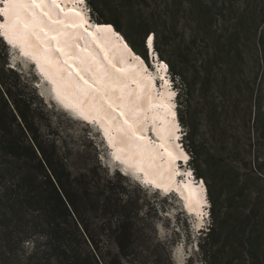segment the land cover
Here are the masks:
<instances>
[{
  "label": "rangeland",
  "instance_id": "rangeland-1",
  "mask_svg": "<svg viewBox=\"0 0 264 264\" xmlns=\"http://www.w3.org/2000/svg\"><path fill=\"white\" fill-rule=\"evenodd\" d=\"M145 1L143 6L137 5L138 14L144 19L155 14L171 38L164 50V61L171 62L195 83L187 114L188 98L182 91L181 78L172 69L178 88L184 148L189 156L188 166L180 169L204 180L208 193L206 214L210 216L207 223L219 227L214 215L215 203L222 208L233 193L234 169L236 172L240 167L250 166L251 160L259 155L260 163L264 162V0ZM168 1L172 7L166 20ZM120 2L113 0L98 10L87 0L92 20L119 23L120 32L142 55L145 32L132 22ZM5 62L7 68H14L15 74L6 71L2 73L4 78L23 83L24 91L35 103L43 136L55 142L61 155L67 158L73 178L87 173L111 181L131 201L137 233L122 264H177L181 258L184 264H209L204 256L211 236L196 233L195 228L201 229L196 225L198 219L187 215L179 197L163 193L162 196L121 174L122 163L114 160L98 129L57 105L50 85L32 62L19 50L4 47L0 42V68ZM188 115L197 127L194 136L185 123ZM194 146L198 147V155L192 152ZM93 221L99 223V219ZM104 243L113 253H118L114 241L105 239ZM27 247L28 252L31 247ZM98 261L102 264L99 258Z\"/></svg>",
  "mask_w": 264,
  "mask_h": 264
},
{
  "label": "trees",
  "instance_id": "trees-1",
  "mask_svg": "<svg viewBox=\"0 0 264 264\" xmlns=\"http://www.w3.org/2000/svg\"><path fill=\"white\" fill-rule=\"evenodd\" d=\"M90 1L99 10L113 0ZM142 2L146 4L121 0L120 7L145 32L143 57L148 58L145 38L154 34L156 51L164 60L170 35L155 14L149 19L138 14ZM171 7L168 1L166 20ZM106 24L122 30L116 21ZM0 42L8 48L2 38ZM7 65L0 68V264H99L98 258L102 264H122L137 233L131 201L111 181L87 173L73 178L67 158L43 136L35 103L23 83L4 78L6 71L15 74ZM169 65L182 80L188 114L195 83ZM185 123L194 136L197 127L189 115ZM192 152L198 155V147ZM260 159L255 156L250 166L234 169L233 193L222 204L224 211L215 203L219 227L210 226L206 235L212 240L204 256L209 264H264V162ZM105 239L116 243L117 254Z\"/></svg>",
  "mask_w": 264,
  "mask_h": 264
},
{
  "label": "snow or ice",
  "instance_id": "snow-or-ice-1",
  "mask_svg": "<svg viewBox=\"0 0 264 264\" xmlns=\"http://www.w3.org/2000/svg\"><path fill=\"white\" fill-rule=\"evenodd\" d=\"M72 2L85 5L87 0ZM0 3L3 42L36 62L56 86L58 97L63 93L65 107L75 110L88 123L99 124L109 146L116 148L117 153L127 154L126 157L118 154L117 160L143 171V182L157 188L160 184L148 176L159 156H166L169 168L178 174L175 162L180 159L187 162L188 156L182 150L176 151L181 146L173 142L179 140L176 135L179 125L172 110L175 105L153 102L149 85L154 77L123 36L111 25L90 24L88 10H66L61 0H0ZM81 40L86 41L83 47ZM87 43L99 51L87 47ZM147 43L151 48V39ZM161 68L166 73L168 65L162 64ZM132 84L135 89L130 88ZM175 95L170 92L169 99ZM157 108L165 109L172 117L170 124L161 117L164 127L156 126ZM150 112L154 113L151 117ZM149 119L161 143L147 140L144 133ZM159 149L163 151L158 152ZM177 264H184L183 258Z\"/></svg>",
  "mask_w": 264,
  "mask_h": 264
},
{
  "label": "bare ground",
  "instance_id": "bare-ground-1",
  "mask_svg": "<svg viewBox=\"0 0 264 264\" xmlns=\"http://www.w3.org/2000/svg\"><path fill=\"white\" fill-rule=\"evenodd\" d=\"M61 4L66 10H71L73 8H76V9H79V10H83V7H79L77 4H74L72 2V0H61ZM2 7H3V4L0 3V8H2ZM88 17H89V22L92 25H110V24H106V23H97V22L93 21L90 13H88ZM2 22H3V17H0V23H2ZM112 28L116 29L114 26H112ZM116 30H114V31H116ZM79 43L81 44L82 47L86 45V41H83V40L79 41ZM7 46L11 47L9 45H7ZM87 47L95 49V46L90 44V43H87ZM14 49L19 50L18 48H14ZM95 51L98 52L99 50L95 49ZM84 54H86V53H81V55H84ZM26 59L29 62H32L31 64L34 65V67L37 69V71L41 73L42 78L45 81L48 82V84L50 85L51 91L53 92V96L55 97L54 101L56 102V104L59 105V106H62L63 110H66V112L67 111L70 112L72 114L71 116H74L76 119L80 118L81 119L80 121L85 123L86 125H88V126H90L92 128H95L96 130L98 129V133H100L99 135L102 137L104 142H106V144L109 145L108 139L104 135V132L101 129V127L99 126V124L95 123V122L88 123L87 121L82 119L75 110H73L70 107H65V102L66 101H64L63 98H62L63 93H62L61 97H58L56 86L51 82L49 76L45 72L41 71V68L36 64V62L33 59H31L30 57H26ZM132 63H135V62L133 61ZM146 67L148 68L149 73L152 75V77H154V80H155V76H159V75L164 76L165 75L164 71L162 72L163 74H160L159 72L154 74V72H152V69H150L148 66H146ZM154 80H153L152 84L149 85V89L151 90L152 97H153V102L154 103H160L162 101L166 105H175L172 102L174 97L169 99V93L171 92V90H170V87L167 85V82H165V85L161 88L160 92H158V89L155 87V81ZM130 88L135 89L136 85L132 84V85H130ZM145 107H147V103L146 102H145ZM172 110L175 112V107ZM154 113L157 116L156 122H155L157 127H164V124L161 122V117L166 119L169 122V124H170V122L172 120V117L170 115L166 114L165 109H163V108L154 109ZM154 113L150 112V113H148V116L151 117ZM176 123L179 125L178 121H176ZM147 124H148V126H147V129H146L145 133H144L146 138H147V140H150V141H152L154 143H161L162 142L161 139L158 138L156 131L153 129V125H152L151 119L148 120ZM179 130H180V126H179ZM113 135H115V133H113ZM176 135H178L179 138H180L179 132H177ZM154 137H155V139H154ZM173 142L179 144L178 140H174ZM173 142H169V143H173ZM108 147H110L111 155L114 158V160H116V161L120 162V160L116 159V156L118 154L121 155L122 157H126L127 156L126 153H117L116 148H114V147H111V146H108ZM181 150L183 151L184 154H186L188 156V154L186 153L185 149H183L182 147L179 150H176V151H181ZM157 151L158 152H162L163 150L159 149ZM188 160H189V156H188ZM122 165H123L122 166V171H123L124 174L127 173L130 176L133 175L132 177L138 178V179L144 181L145 176H144V172L143 171H139L138 172L134 168L130 167L129 164H127V163H122ZM180 168L181 167L179 165V160H177L175 162V170H176V172L178 174H173L172 170L169 168L167 157L166 156H159L154 161V168L152 170H149L150 174L148 176V179L149 180H153L154 179V180H156V182H158L160 184L159 188H161L163 190V191H161V195L163 193L164 195L168 196L169 194H171V192L173 190L177 191L178 194H179L178 195L179 198L184 203V204H182L183 207H184L183 210H185L187 215L190 214V215H193V216L197 217V219H198L197 221L198 222L196 223V225L199 228H202V226L204 225L203 215H204V213H206L204 211V206L208 205V201H207L208 193L206 191L205 183L203 182L200 185H195L194 182L191 180V177L184 172L185 170L183 171ZM184 175L186 176V178L182 182H180L179 181V177L181 178ZM133 180H135V179H133ZM148 185H153V184H148ZM150 189L151 190H155L153 188H150ZM164 195H162V196H164ZM200 213H202V215H200Z\"/></svg>",
  "mask_w": 264,
  "mask_h": 264
}]
</instances>
